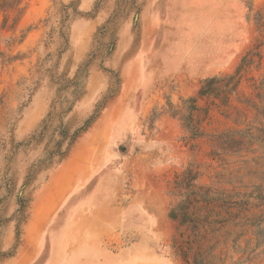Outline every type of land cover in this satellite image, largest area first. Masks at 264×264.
I'll return each instance as SVG.
<instances>
[{
	"label": "rangeland",
	"instance_id": "rangeland-1",
	"mask_svg": "<svg viewBox=\"0 0 264 264\" xmlns=\"http://www.w3.org/2000/svg\"><path fill=\"white\" fill-rule=\"evenodd\" d=\"M0 264H264V0H0Z\"/></svg>",
	"mask_w": 264,
	"mask_h": 264
},
{
	"label": "trees",
	"instance_id": "trees-1",
	"mask_svg": "<svg viewBox=\"0 0 264 264\" xmlns=\"http://www.w3.org/2000/svg\"><path fill=\"white\" fill-rule=\"evenodd\" d=\"M248 53H249V51H248V52L243 56V58L241 59V63H240V65H239V67L237 68L235 74H233V75H229V76L227 77L228 79H231V78L235 77L236 74L238 73V71H239L240 69L243 68V65H244L245 62H246V55H247ZM217 80H218V77H216V76H213V77H209V78L204 79V80L201 82L200 89L198 90V95H200V96H206V95H209V94L213 93L214 91L218 90V88L215 87V83H216ZM237 82H238V80L236 81V83H237ZM234 85H235V84H234ZM75 86H77V85H74V87H75ZM233 88H234V86L230 87L229 89H226V92H229V91L233 90ZM190 102L194 103V102H195V98L192 97V98L190 99ZM192 108H193V109H194V108L196 109L195 104L192 105ZM76 135H77V134H76ZM76 135H75V137H76Z\"/></svg>",
	"mask_w": 264,
	"mask_h": 264
}]
</instances>
